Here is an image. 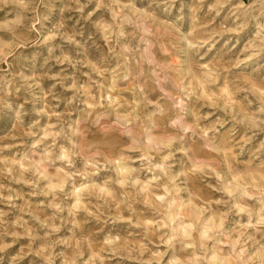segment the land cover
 I'll return each instance as SVG.
<instances>
[{"label": "rangeland", "instance_id": "obj_1", "mask_svg": "<svg viewBox=\"0 0 264 264\" xmlns=\"http://www.w3.org/2000/svg\"><path fill=\"white\" fill-rule=\"evenodd\" d=\"M0 264H264V0H0Z\"/></svg>", "mask_w": 264, "mask_h": 264}, {"label": "bare ground", "instance_id": "obj_2", "mask_svg": "<svg viewBox=\"0 0 264 264\" xmlns=\"http://www.w3.org/2000/svg\"><path fill=\"white\" fill-rule=\"evenodd\" d=\"M108 95V94H107ZM158 121H161L162 120V117H158V119H157ZM172 214H173V212H172ZM171 214V215H172ZM170 216V215H169Z\"/></svg>", "mask_w": 264, "mask_h": 264}]
</instances>
